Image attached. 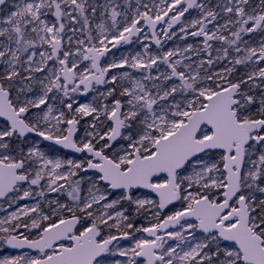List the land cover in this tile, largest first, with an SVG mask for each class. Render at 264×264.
<instances>
[{
    "label": "snow or ice",
    "instance_id": "1",
    "mask_svg": "<svg viewBox=\"0 0 264 264\" xmlns=\"http://www.w3.org/2000/svg\"><path fill=\"white\" fill-rule=\"evenodd\" d=\"M0 208V264H264V0H0Z\"/></svg>",
    "mask_w": 264,
    "mask_h": 264
},
{
    "label": "rangeland",
    "instance_id": "2",
    "mask_svg": "<svg viewBox=\"0 0 264 264\" xmlns=\"http://www.w3.org/2000/svg\"><path fill=\"white\" fill-rule=\"evenodd\" d=\"M254 3L258 2V0H253ZM189 42H192L191 40ZM175 43V41H172V42H169L168 44L165 45V48H168V47H172L173 44ZM155 48V46H153ZM133 48H135L136 50H139L140 46L137 44V45H133ZM128 46H125L123 49H121V52H126L128 51ZM121 53L120 52H117L116 55H120ZM62 153H67V152H64L62 150H60ZM69 156H74V155H71L69 153H67ZM54 195V194H53ZM11 209H8V211H10ZM4 215H6V211L5 209L3 208H0V217H3ZM127 242L126 241H121V245H126ZM15 254H18V252H14V251H10L9 249H0V255H15Z\"/></svg>",
    "mask_w": 264,
    "mask_h": 264
},
{
    "label": "water",
    "instance_id": "3",
    "mask_svg": "<svg viewBox=\"0 0 264 264\" xmlns=\"http://www.w3.org/2000/svg\"><path fill=\"white\" fill-rule=\"evenodd\" d=\"M62 151H64V152H67V153H69V154H71V155H74V156H79L80 154H75V153H72V152H70L69 150H63V149H61ZM10 251H14V252H18L19 250H15V249H9Z\"/></svg>",
    "mask_w": 264,
    "mask_h": 264
}]
</instances>
